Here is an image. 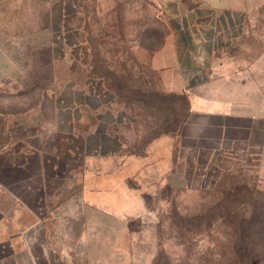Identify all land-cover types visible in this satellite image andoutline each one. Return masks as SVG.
<instances>
[{"label":"rangeland","instance_id":"374dc122","mask_svg":"<svg viewBox=\"0 0 264 264\" xmlns=\"http://www.w3.org/2000/svg\"><path fill=\"white\" fill-rule=\"evenodd\" d=\"M191 2L242 27L223 74L257 116L222 131L153 65L161 0H0V141L37 151L0 169V264H264V0Z\"/></svg>","mask_w":264,"mask_h":264},{"label":"crops","instance_id":"0c3cea01","mask_svg":"<svg viewBox=\"0 0 264 264\" xmlns=\"http://www.w3.org/2000/svg\"><path fill=\"white\" fill-rule=\"evenodd\" d=\"M161 1L164 15L171 21V29L163 47L156 53L153 65L162 71L166 90L186 94L190 99V111L203 116L202 126L206 128L222 131L230 126L226 122L229 118L249 120V117H256L253 104H249V83L237 82L230 88L227 85L235 80L223 74L229 65L227 56H224L237 43L241 34L239 29L242 28L239 17L229 10L232 8L191 2L195 0ZM186 59L190 66L187 71L184 69ZM14 65L6 47L0 44V80L14 78ZM210 81L213 83H208ZM209 84H212V90L207 89ZM225 87L230 90H225ZM5 130L7 137L0 141V169L28 168L31 156L37 153L29 141L28 129H25L26 134H22L18 150L22 157L20 164L14 160L13 128L8 125ZM170 164L173 165V157ZM0 194L13 195L1 178ZM106 202L108 204L109 200Z\"/></svg>","mask_w":264,"mask_h":264},{"label":"trees","instance_id":"16d2710c","mask_svg":"<svg viewBox=\"0 0 264 264\" xmlns=\"http://www.w3.org/2000/svg\"><path fill=\"white\" fill-rule=\"evenodd\" d=\"M182 97H183V98H187V95H186V94H182Z\"/></svg>","mask_w":264,"mask_h":264}]
</instances>
